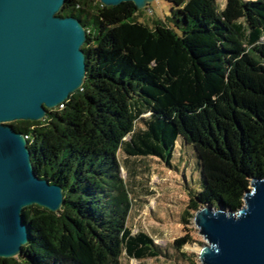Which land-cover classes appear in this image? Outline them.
I'll list each match as a JSON object with an SVG mask.
<instances>
[{
    "label": "trees",
    "instance_id": "16d2710c",
    "mask_svg": "<svg viewBox=\"0 0 264 264\" xmlns=\"http://www.w3.org/2000/svg\"><path fill=\"white\" fill-rule=\"evenodd\" d=\"M165 1L168 16L145 20L149 7L132 2L66 0L58 15L86 30L84 83L43 120L11 125L28 136L36 175L62 188L63 205L57 213L25 208L29 242L0 264L196 257L180 253L188 237L174 243L172 258L147 233H133L122 176L131 159L173 169L192 152L193 212L236 213L251 180L264 177V0H227L222 12L216 0Z\"/></svg>",
    "mask_w": 264,
    "mask_h": 264
},
{
    "label": "water",
    "instance_id": "95a60500",
    "mask_svg": "<svg viewBox=\"0 0 264 264\" xmlns=\"http://www.w3.org/2000/svg\"><path fill=\"white\" fill-rule=\"evenodd\" d=\"M143 10L156 0H98ZM66 0H0V258L22 253L30 239L23 210L57 213L62 188L36 175L27 136L9 123L38 122L68 100L86 77V30L61 17ZM238 212L202 206L193 220L205 245L200 264H264V177L251 180Z\"/></svg>",
    "mask_w": 264,
    "mask_h": 264
},
{
    "label": "rangeland",
    "instance_id": "374dc122",
    "mask_svg": "<svg viewBox=\"0 0 264 264\" xmlns=\"http://www.w3.org/2000/svg\"><path fill=\"white\" fill-rule=\"evenodd\" d=\"M226 2L227 0H216L219 12L225 9ZM148 7L150 11H143L145 20L163 19L171 10V5L165 0L153 1ZM186 156L188 159L180 162L176 160V168L173 169L165 167L157 158L131 159V171L123 170L122 176L132 189L133 207L129 225L133 233H147L154 239L155 244L168 251L172 258L179 254L174 248V243L188 237L190 242L180 253L186 256L194 254L196 257H184L181 261L160 257L138 262L122 256L119 264H193V261L200 264L197 254L205 245V239L200 236L194 224L195 212L188 210V184L189 180H197V173L194 170L195 158L192 152H187ZM120 158L121 161L125 160L123 155ZM185 212L193 217H189ZM181 216H185L186 223L181 221Z\"/></svg>",
    "mask_w": 264,
    "mask_h": 264
},
{
    "label": "built area",
    "instance_id": "2783aa9c",
    "mask_svg": "<svg viewBox=\"0 0 264 264\" xmlns=\"http://www.w3.org/2000/svg\"><path fill=\"white\" fill-rule=\"evenodd\" d=\"M63 106H64V105H63V104H61V105H60V106H58V107H60V108H63ZM26 138L28 139V136H27Z\"/></svg>",
    "mask_w": 264,
    "mask_h": 264
}]
</instances>
